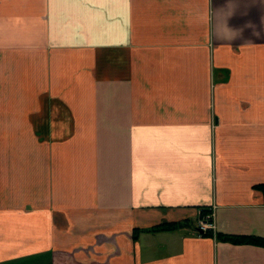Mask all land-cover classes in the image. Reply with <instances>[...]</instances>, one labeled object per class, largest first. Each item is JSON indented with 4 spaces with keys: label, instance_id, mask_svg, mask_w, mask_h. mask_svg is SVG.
I'll use <instances>...</instances> for the list:
<instances>
[{
    "label": "crops",
    "instance_id": "crops-1",
    "mask_svg": "<svg viewBox=\"0 0 264 264\" xmlns=\"http://www.w3.org/2000/svg\"><path fill=\"white\" fill-rule=\"evenodd\" d=\"M260 183L264 0H0V264H264Z\"/></svg>",
    "mask_w": 264,
    "mask_h": 264
},
{
    "label": "trees",
    "instance_id": "trees-1",
    "mask_svg": "<svg viewBox=\"0 0 264 264\" xmlns=\"http://www.w3.org/2000/svg\"><path fill=\"white\" fill-rule=\"evenodd\" d=\"M254 188L258 191H260L264 197V183H260L254 186ZM209 211H206L204 214H206ZM183 223L181 222H167L162 223L161 225H158L156 227H153L150 229L151 231L155 230H175L179 227H181ZM138 230V229H137ZM198 234L201 236H210V237H216L217 240L222 242H228L232 244H252V245H258L264 247V237L257 236V235H240V234H228L223 232H216L213 229L208 230H201L198 229ZM137 232H140L137 231ZM137 234V233H136ZM135 238L137 235L134 236Z\"/></svg>",
    "mask_w": 264,
    "mask_h": 264
},
{
    "label": "built area",
    "instance_id": "built-area-1",
    "mask_svg": "<svg viewBox=\"0 0 264 264\" xmlns=\"http://www.w3.org/2000/svg\"><path fill=\"white\" fill-rule=\"evenodd\" d=\"M200 227L202 230L214 229L213 212L209 211L201 217Z\"/></svg>",
    "mask_w": 264,
    "mask_h": 264
}]
</instances>
